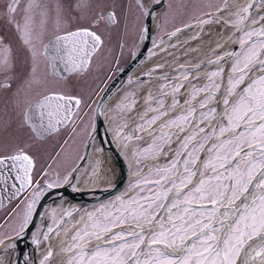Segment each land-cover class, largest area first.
Returning <instances> with one entry per match:
<instances>
[{
    "label": "snow or ice",
    "instance_id": "1",
    "mask_svg": "<svg viewBox=\"0 0 264 264\" xmlns=\"http://www.w3.org/2000/svg\"><path fill=\"white\" fill-rule=\"evenodd\" d=\"M89 6L77 0L74 9ZM137 6L152 16L145 0H137ZM18 7L19 0H12L7 12L27 51L29 69L21 78L13 46L0 36V92L11 93L16 107L25 105L21 127L41 138L66 129L69 136L63 143L67 145L72 134L86 125V147H90L96 131L88 123L92 96L48 88V75L41 73L40 66H50L59 81L84 75L104 46L102 35L87 27H64V6L58 3L55 34L44 42L47 7L29 0L23 24L13 15ZM209 7L195 24L184 27L195 29L185 45L200 40L209 25L221 29L209 46L210 56L180 64L174 71L181 74L175 78L156 77L167 83L157 88L159 95L147 91L142 110L135 92L124 93L104 112L97 107L98 115L113 114L109 119L116 123L114 135L122 147L128 149L134 140L146 142L145 147L131 150L138 166L131 194L84 212L70 227L53 209L49 218L55 227L46 223V230L32 238L38 248L48 241L38 264H264V0H220ZM102 21L122 23L114 10L101 9L92 26ZM183 30L176 28L167 35L171 39ZM149 31L142 28V33ZM163 45L161 37L156 46L167 51ZM199 51L189 47L184 54ZM163 67L158 64L152 71ZM129 83L142 85L144 80L138 77ZM38 88L43 89L38 98L29 101L28 93ZM30 147L18 145L0 154V205L7 193L6 198H15L20 208L16 239L33 223L34 209L45 191L62 182L58 177L41 184L48 176L43 169L34 178L37 161ZM161 157L165 164L158 163ZM141 158L154 161L146 175H141ZM93 175L98 173L93 170ZM67 182L65 176L63 183ZM73 211L66 210L67 215L71 217ZM53 237L58 246L51 243ZM0 245L4 252L16 247L3 238ZM0 264L12 261H5L0 253Z\"/></svg>",
    "mask_w": 264,
    "mask_h": 264
},
{
    "label": "water",
    "instance_id": "2",
    "mask_svg": "<svg viewBox=\"0 0 264 264\" xmlns=\"http://www.w3.org/2000/svg\"><path fill=\"white\" fill-rule=\"evenodd\" d=\"M145 2L152 9V16H146L143 28H149L150 31L141 33L130 63L118 72L100 96L94 112L93 127L96 131L93 133L94 138L91 141L90 147H86L82 162L72 173L69 182L61 187L48 189L44 193L42 198L38 201L36 209H34L33 223L26 228L25 232L21 234V237L16 239L15 235L12 237V240L8 239L4 242L5 244L15 242L16 247L4 252V246L0 245V253H3L5 261L11 259L12 264H26V261L27 264H38L39 260L43 257V252L48 241H45L44 244L38 248L32 243V238L34 235H39L42 229H45L46 223L48 226L55 227V224H53L52 220L49 218L53 209L56 210L58 218L63 214L64 218L69 222L80 211L122 194L131 183L132 169L129 161L126 156L121 153L111 136V131L106 121V113L97 114L96 110L98 106L100 111L104 112V110L109 108L118 97H121L124 93L133 88L140 87L142 91L146 93L148 90L160 87L167 82L164 80H157L156 77H163L167 74L175 78L181 74L179 71H174V69H179L180 64L187 63L191 60L196 61L204 56L211 55L209 46L216 37L213 38V36L208 33L217 34L221 31V29L215 25L207 26L205 33L202 34V38L200 40H192L190 45H185V41L190 39L195 29L181 27L184 30L178 33L176 37L169 39L168 33L162 36L164 39L163 47L167 49V51L157 48L156 45L160 43L161 37L158 38L157 41H155V39L167 8V2L166 0H161L159 4H155L154 0H145ZM195 22L196 20L190 23L195 24ZM142 35L143 39L141 38ZM169 44H176L177 47L169 48ZM189 47L198 48L200 51L185 55L184 53ZM232 47L234 48L235 46ZM229 50H231V48ZM158 64L164 65V67L152 71ZM207 70L211 71L212 69L209 68ZM148 73H151V76H149ZM138 77L144 80L142 85L129 83L130 79L136 81ZM184 83L187 84V82ZM170 87L171 84L169 83L168 88ZM181 91L183 93L185 89H181ZM54 133L56 132L44 136L43 138L37 137L39 139H45ZM95 142L99 143L104 158L115 167L116 178L110 186L82 188L78 183L82 177L83 171H85L89 163ZM87 145H89V140ZM2 195L5 198L3 204L0 205V212L6 209L11 203L17 201L15 198L9 201L6 198L7 193H3ZM68 209L76 210L73 211L71 217L67 215L66 210ZM56 222L59 223V219H57Z\"/></svg>",
    "mask_w": 264,
    "mask_h": 264
},
{
    "label": "rangeland",
    "instance_id": "3",
    "mask_svg": "<svg viewBox=\"0 0 264 264\" xmlns=\"http://www.w3.org/2000/svg\"><path fill=\"white\" fill-rule=\"evenodd\" d=\"M39 1L42 6L47 7L49 11L48 23L53 21L54 26L52 33L49 34L48 37H44V42H47V40L55 34V29L57 27L55 9L58 3L64 6L63 15L64 21L66 22L63 24L64 27H69L71 29L78 27L91 28L92 30L101 34L105 41L101 51L93 58L92 67L85 75V78L89 79L90 77L97 74L95 83L91 87H88L89 90L87 93V96L91 95L92 99L94 100V103L91 105L90 109V116L92 119L88 122L93 127L94 112L100 95L103 93L104 87L108 85V83L117 75V73L127 64H129L132 54L139 42L147 15L142 13V11L138 8L137 0H84V2L90 6L82 10L74 9V5L77 3V0ZM166 1L167 8L159 27L158 37L163 36L176 28L187 25L189 22L196 20L197 17L202 16L203 12L210 11V5H216L220 3V0ZM25 8L26 7L24 6L23 9ZM101 9L104 11H116L122 23L109 26L106 22L102 21L99 25L93 27L92 21L97 17ZM48 82L50 83V87L61 89L60 81L56 80L55 77L50 74L48 77ZM204 82L206 83V81ZM74 84L75 83L73 81V85ZM74 91L75 90H73V92ZM180 99L182 103L184 97H181ZM166 103L169 102L166 101ZM129 127L131 128V123ZM127 131L128 130L125 129V132ZM60 135L51 138L49 141H41L38 140L30 131L23 130L22 145H31L28 151L36 158L37 161V167L33 173L34 178L38 173L41 172V169L48 173V176H44L43 179H41V184H43L45 180H56L58 177L63 182V178L70 175L83 155L85 145L89 140V129L86 125L78 128L77 133L72 134V139L69 140L67 145H65L63 142L69 136V132L66 130L62 133L61 137H59ZM3 138V135H0V144H2ZM54 139L57 141H53ZM60 140L62 141L61 144ZM62 147L63 150H61ZM13 150L0 149V154H8ZM57 152H59V155H57ZM141 159L142 163L151 160L144 158ZM142 169L143 171L141 172V175H146L147 172L144 173L145 169ZM132 172L134 181L122 194L126 192L131 194L130 186L134 184L137 179L135 175L137 169H134ZM116 197L109 199L107 204L114 202ZM101 205H104V202L100 203L98 206L100 207ZM99 207H91L86 211H93ZM20 221V208L17 207V202L10 204L6 209L0 212V222H2L0 223V238H3L4 242L9 239L8 237H13L16 235L15 230L18 229Z\"/></svg>",
    "mask_w": 264,
    "mask_h": 264
},
{
    "label": "flooded vegetation",
    "instance_id": "4",
    "mask_svg": "<svg viewBox=\"0 0 264 264\" xmlns=\"http://www.w3.org/2000/svg\"><path fill=\"white\" fill-rule=\"evenodd\" d=\"M11 2L12 0H0V36L5 37L6 41L12 44L13 49L16 54L17 73L20 75L21 78H23V76L27 74L28 69H29V59H28V54H27L26 49L21 45V43L19 42L17 38V32L15 29L14 23L7 12V6ZM28 3H29V0H19V7L17 8V11L13 14L15 17V21L23 24L24 16H25V9L23 8L24 6L26 7ZM109 26H113V25H109ZM53 30H54L53 21H50L48 23V31L45 37H48L49 34H51ZM40 71L42 74L47 73L48 77H49V74L51 75L50 66H46L44 63H41ZM86 74L81 75V76H75V75L69 76L67 80L60 81V88L65 91H71L74 94H80L82 96H87V93L89 90L88 87H91L95 83L97 74L95 76L90 77L89 79L85 78ZM73 81L77 87L75 86V84L73 85ZM47 87L52 88L50 87L49 82H48ZM42 90L43 89L38 88L35 91L28 93L27 99L29 101L35 100L36 98H38L39 92ZM73 90L75 91L73 92ZM24 106L25 105L16 107L11 100V93L0 92V135H3L4 137L2 139V144H0L1 146L0 149L13 150L16 146L23 144V130L29 131L27 127L20 126L21 116L24 110ZM64 131H66V129H63L58 133L56 132L50 137L43 139V140L39 139L34 133L32 132L31 133L38 140L49 141L51 138H54L57 135L61 134L59 136L61 137ZM53 141H57V140L54 139ZM62 141L60 140V144L62 143ZM87 143L85 145L83 155L79 163L75 166L74 169H76L82 162L84 155H85ZM74 169L68 176L69 178L71 177V174L74 172ZM64 184L65 183L62 182L60 186H63ZM54 187H57V186H54Z\"/></svg>",
    "mask_w": 264,
    "mask_h": 264
},
{
    "label": "bare ground",
    "instance_id": "5",
    "mask_svg": "<svg viewBox=\"0 0 264 264\" xmlns=\"http://www.w3.org/2000/svg\"><path fill=\"white\" fill-rule=\"evenodd\" d=\"M211 35L213 36V38L216 37V33H212ZM157 88L158 87L151 89V91L154 94H156V95L159 94L156 91ZM168 89L170 91L171 87L168 88ZM127 92H135L137 94V98H139L141 100V105L138 106V110L142 109L143 97L146 96L147 92L144 93L140 87L133 88L130 91H127ZM181 93H182V91H181ZM181 97H183V96H181ZM183 101H184V99L182 100V104H183ZM168 102H170V100H168ZM111 115H113V114L110 113V112L106 113V121H107V125L109 127V130L111 131V136H112L115 144L117 145V147L121 151V153L124 154L126 156V158L128 159L129 164L131 166V169L133 171L134 169H137L138 166L135 163V160H134V158L131 155V150L133 149V147H135V148L144 147L146 145V142L145 141L137 142V141L134 140L132 143L129 144V148L128 149H125L124 147H122V143L120 142L118 137L116 135H114V130H115V127H116V123L109 119V117ZM134 126H135V121L131 122V127H134ZM173 147H175V145H173ZM165 162H166V160L163 157H161L160 160L158 161L159 164H163ZM153 163H154V161L150 160V161L141 163V165H139V167L140 168H144L145 169L144 173H146L148 171V168L151 167L153 165ZM93 170H95L96 173H98V176L97 175H93ZM115 178H116V169H115V167L113 166V164H111L109 161H107L104 158V156H103V154L101 152V148L99 146V143L95 142V144L93 146V149H92V152H91L89 163H88L85 171H83L82 177L80 178L78 185L80 187H82V188H97V187H104V186L106 187V186H110L114 182ZM133 181H134V176H132L131 183ZM107 202H108V200L105 201L104 204H107ZM95 207H99V206L97 205ZM95 207H93V208H95ZM86 210H82L79 213H77L72 218V220L69 221L68 224L65 225V227H70L72 223H74L76 220H78L79 217L81 215H83L84 212H86ZM61 235H63V233H61ZM51 243L54 246H58L59 241H58L57 238L53 237V239L51 240ZM43 254H44V252H43ZM57 259H59V258H57Z\"/></svg>",
    "mask_w": 264,
    "mask_h": 264
}]
</instances>
